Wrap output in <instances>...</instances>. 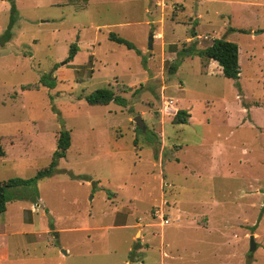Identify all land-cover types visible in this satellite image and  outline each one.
Masks as SVG:
<instances>
[{
    "label": "rangeland",
    "instance_id": "374dc122",
    "mask_svg": "<svg viewBox=\"0 0 264 264\" xmlns=\"http://www.w3.org/2000/svg\"><path fill=\"white\" fill-rule=\"evenodd\" d=\"M13 6L0 183L47 167L62 128L72 139L36 203L8 189L0 264H264V0H0V37ZM221 37L239 45L238 80L199 55L170 72L182 47ZM103 87L127 104L84 98Z\"/></svg>",
    "mask_w": 264,
    "mask_h": 264
},
{
    "label": "trees",
    "instance_id": "16d2710c",
    "mask_svg": "<svg viewBox=\"0 0 264 264\" xmlns=\"http://www.w3.org/2000/svg\"><path fill=\"white\" fill-rule=\"evenodd\" d=\"M16 10L13 6V12L10 17V22L5 30L4 34L0 39L2 42L10 41L13 36V27L16 23ZM236 30V29H233ZM243 32H246L245 29H240ZM109 38L117 43L126 45L129 49H135L137 53H140V50L135 46L133 42L130 40L119 36L115 32H110ZM78 48L75 44L70 46V55L68 56V60L72 61L74 56L76 55ZM195 55H199L202 57H207L216 61L222 71V74L225 77L238 80L241 73V64H240V48L238 43L228 40L225 37L215 38L211 45L204 49H200L197 47L196 42H192L189 45H186L180 49L178 52V58L176 61L171 65L170 72L175 73L182 60L186 57H192ZM145 62V59H144ZM56 69V67H55ZM41 82L48 85L49 87H55L56 82L54 80L49 81L48 79H44L43 77L40 79ZM238 84V83H237ZM129 88L125 87L123 90H127ZM84 98L92 105L95 104H109L114 102L121 106H125L127 104V98L122 96L121 94L117 93L115 90L109 87L97 88L93 92L84 96ZM189 117L191 114L186 109H180L176 112L174 117L175 123H188ZM139 131L140 129L137 128ZM71 132L69 129L62 128L59 132L58 140H57V148L53 152L52 160L50 164L42 169H39L35 176L30 178H23V177H13L8 179L7 181L0 183V213L5 212L7 208V203L16 199L17 197L8 193V189L21 186L25 188V191L22 192L18 197L30 199L37 202L39 198L37 182L40 178L48 177L53 175L57 171V164L59 160L66 156L67 151L71 147ZM5 151L2 149L0 144V156H4Z\"/></svg>",
    "mask_w": 264,
    "mask_h": 264
},
{
    "label": "water",
    "instance_id": "95a60500",
    "mask_svg": "<svg viewBox=\"0 0 264 264\" xmlns=\"http://www.w3.org/2000/svg\"><path fill=\"white\" fill-rule=\"evenodd\" d=\"M10 1H11V3H14L15 2V0H10ZM153 41H154L153 36H150L149 49H152L153 48ZM135 121H136L138 127L141 128V129H143V127H144V120L142 119V117L140 115H138L135 118ZM251 240H252V242H251V249L254 250V249H256L257 246H256V243L254 241V237L253 236H252Z\"/></svg>",
    "mask_w": 264,
    "mask_h": 264
},
{
    "label": "built area",
    "instance_id": "2783aa9c",
    "mask_svg": "<svg viewBox=\"0 0 264 264\" xmlns=\"http://www.w3.org/2000/svg\"><path fill=\"white\" fill-rule=\"evenodd\" d=\"M161 219L163 225L169 223V218H164V214L161 215Z\"/></svg>",
    "mask_w": 264,
    "mask_h": 264
}]
</instances>
